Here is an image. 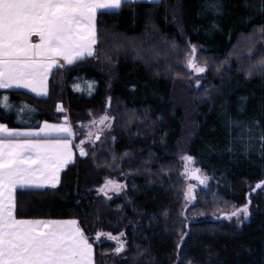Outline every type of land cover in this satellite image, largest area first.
<instances>
[{"label":"trees","instance_id":"trees-1","mask_svg":"<svg viewBox=\"0 0 264 264\" xmlns=\"http://www.w3.org/2000/svg\"><path fill=\"white\" fill-rule=\"evenodd\" d=\"M96 28L99 55L55 68L46 96L0 89V121L9 127L58 122L59 104L76 130L91 113L114 117L107 138L87 143V155H76L59 185L17 189V217L76 219L95 264H264V187L247 198L264 180V0H138L99 11ZM250 34V45L243 44ZM192 46L211 70L191 99L186 152L217 181L188 202L179 154L187 105L176 95L187 84L180 78L189 74ZM234 48L242 55L219 76ZM248 56L253 69L245 66ZM106 178L124 188L99 193ZM249 200L251 216L240 225L224 214H199L222 201ZM97 232L111 237L97 240Z\"/></svg>","mask_w":264,"mask_h":264},{"label":"snow or ice","instance_id":"snow-or-ice-1","mask_svg":"<svg viewBox=\"0 0 264 264\" xmlns=\"http://www.w3.org/2000/svg\"><path fill=\"white\" fill-rule=\"evenodd\" d=\"M135 2L138 0H0V89L26 88L46 95L54 68L99 55L95 47L97 13ZM213 7L218 9L219 4ZM191 52L187 67L203 73L205 67L195 60V46ZM259 67L264 68V61ZM7 99L3 97L4 107H9ZM107 119L100 117V123ZM73 135L67 118L64 124L44 122L37 129H13L0 123V264H94L93 244L77 220L23 219L16 215L14 193L18 188L43 189L59 183L60 170L73 158ZM83 144L75 145L81 156L87 155ZM182 159L184 175L206 185L208 177L190 167L193 157ZM120 187L106 180L105 188L119 191ZM262 187L264 180L252 191ZM193 192L194 186L188 185L186 201L195 199ZM250 203L224 214L225 218L239 219L242 213L247 219ZM101 235L111 237L110 233L97 232V239ZM122 247L115 251L121 252Z\"/></svg>","mask_w":264,"mask_h":264},{"label":"rangeland","instance_id":"rangeland-1","mask_svg":"<svg viewBox=\"0 0 264 264\" xmlns=\"http://www.w3.org/2000/svg\"><path fill=\"white\" fill-rule=\"evenodd\" d=\"M96 31H97V28H96ZM257 35H259L258 32H257ZM261 36L263 37L262 41H263V44H264V30H262ZM253 38H254L253 34H250L247 37L246 36H242L241 37V42L243 44H245V45L246 44L250 45V41H252ZM241 52H242V50H240L238 48H236V49L234 48L233 49V51L231 52L229 58L222 62L221 68L219 69V72H218L219 76H224L225 71H229L231 69V67L233 66L232 58L234 56L242 55ZM199 53H200L199 48L196 47V54H195L196 63L199 66L205 67V71L203 73H197L193 69H190V68L187 67L188 58L193 55L192 52H190V54L188 55V57L186 59L185 68H184L185 71H187L189 74H186V76L180 78L181 83H187V84H186V86L184 88H182L180 86V88L177 90V95H176L177 96L176 99H177V101L179 100V104L183 105V103H184V104L187 105L186 107H184L185 108L184 111H185V114H186V121H185L184 129H186V135L184 136L182 144H180V147H179L180 159L182 160V163H183V169H182L183 173H184L185 161L182 158L185 157V156H188V153L186 152V150H187L186 148L188 147V142L191 140V137L193 136V135H191V128H193V125H194L193 121H194V115H195V111L194 110H189V106L194 104L191 99H194V96H196L198 94V91H201L200 90L201 88H205L206 87L204 85V81H203L205 79L204 76H206V73L209 70H211L207 60L205 59L206 56L202 55V53L201 54H199ZM235 58L239 59V57H235ZM255 64H256L255 62L250 61L249 56H248L246 65L245 64H243V65H245L246 68H252L253 69V68H255ZM197 81H199V83H197ZM199 94H202V93L199 92ZM201 97H202V95H201ZM187 99H190L191 102H187L186 101ZM58 106H59V108H58L59 116L58 117H59V120H60L58 122H62L61 118L63 116H67V118H68V114L65 111V108L63 107L62 104H59ZM102 116H107L108 119L105 120L103 123H100V117H102ZM113 122H114V117L111 114L106 113V112L105 113H97V114L91 113L90 117H88L86 120L78 121L77 124L81 127L80 130L73 129L72 125H71V121L69 119L67 120V124H68L69 127H71V129H72V131L74 133V137H77L76 138L77 145H79L81 141H84L83 147H84L85 152H86V144L87 143L94 144V142H97V141H100V140H105L107 138V132L110 131L111 128L113 127ZM89 133H91V135H89ZM97 136H99V139L96 138ZM77 154L80 155V153H77ZM190 167L191 168L199 167L201 174L203 176H207L208 177L207 184L206 185L204 184L202 186V185H199L197 180L196 181L195 180L192 181V180H189L188 177L185 176L186 179H188L185 189L187 190L188 185H190V184L193 185L194 186V192H193L194 195L196 194V190L200 186L209 188V186L211 185V183L213 181H217L216 179H213L212 177L208 176L204 172V170L200 166H198L196 164L195 159H193V161L190 163ZM106 180L114 181L116 184L120 185L121 186L120 190L119 191H115V190H112L111 188H105ZM106 180L104 181V183L102 185L97 187V191L99 193H102V191H100L101 188H105V191H103V193L108 194V196L115 195V194L117 195L124 188L125 184H123L121 181L117 180L116 178H114V179L106 178ZM254 188L255 187H252L249 190V192L247 194V198L250 196V193H251L252 189H254ZM186 190H185V192H186ZM258 190H261V188L260 189H256L255 191H252V192H257ZM241 206L235 204L234 202L222 201V202H220L219 205L216 206V208L213 210L212 213L207 212V211H200L199 214L200 215H211V216H217L218 217L219 215H222V214L231 213L236 208H239ZM250 216L251 215L249 213V216L246 219L243 216V214L241 213L240 216H239V219H237L236 217H233L231 220H235L237 222V224L240 225V224H242V222L249 220ZM227 220H229V219H227ZM100 233L107 234L108 232H100ZM107 236L108 235H101L99 237V239H97V237H96V239L97 240H102L103 238H106ZM118 237H121V236L118 235ZM117 245H119V244H117Z\"/></svg>","mask_w":264,"mask_h":264},{"label":"crops","instance_id":"crops-1","mask_svg":"<svg viewBox=\"0 0 264 264\" xmlns=\"http://www.w3.org/2000/svg\"><path fill=\"white\" fill-rule=\"evenodd\" d=\"M60 63L61 64H63L64 62L61 60L60 61ZM55 69V68H54ZM53 69V70H54ZM52 70V71H53ZM52 73V72H51ZM51 73H50V75H51ZM50 75H49V77H48V80H47V94H48V90H49V78H50ZM6 89H24V90H27V91H29V92H31V93H33V94H35V95H37L36 93H34V92H32L30 89H26V88H16V87H13V88H6ZM46 94V95H47ZM46 95H38V96H46ZM44 122H48L49 124H64L65 122H50V121H44ZM44 122H42L41 123V125L39 126V127H37V128H40V127H42L43 125H44ZM0 123H2L1 121H0ZM2 124H4V123H2ZM68 125V124H67ZM8 126V125H7ZM8 128H13V129H37V128H15V127H9L8 126ZM70 140H71V143H72V145H73V147H72V153H73V158H72V160L70 161V162H68L61 170H60V173H59V183H60V181H61V175H62V172H63V170L71 163V162H73L74 160H75V158H76V155H77V153H80V149L78 148V147H75V145H77V143H76V141H75V139H74V135L70 138ZM59 183L57 184V185H59ZM56 185V186H57ZM46 187H52V186H50V185H46L44 188H46ZM19 189V188H18ZM17 191V190H16ZM16 191H15V193H14V195H15V199H16ZM27 219H53V220H70V219H74V218H58V219H56V218H27ZM76 220V219H75ZM80 227V226H79ZM93 249H94V246H93ZM94 264H95V257H94Z\"/></svg>","mask_w":264,"mask_h":264},{"label":"water","instance_id":"water-1","mask_svg":"<svg viewBox=\"0 0 264 264\" xmlns=\"http://www.w3.org/2000/svg\"><path fill=\"white\" fill-rule=\"evenodd\" d=\"M65 118H67V116H63L62 118H61V121L62 122H65ZM67 120H68V118H67ZM195 169H199V168H195ZM199 175H201V173H199ZM189 179H193V180H197V179H194V178H191V177H188ZM198 181V180H197ZM199 182V181H198ZM200 184V183H199ZM200 185H203V184H200Z\"/></svg>","mask_w":264,"mask_h":264}]
</instances>
